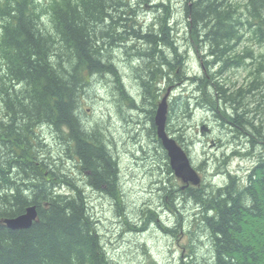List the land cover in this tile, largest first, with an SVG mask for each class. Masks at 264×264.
I'll return each instance as SVG.
<instances>
[{"label":"trees","instance_id":"trees-1","mask_svg":"<svg viewBox=\"0 0 264 264\" xmlns=\"http://www.w3.org/2000/svg\"><path fill=\"white\" fill-rule=\"evenodd\" d=\"M145 6L149 23L140 19ZM184 13L181 34L166 0H0V264H112L87 196L92 188L122 207L115 142L102 124L83 120L80 98L96 75L111 79L119 111L123 104L147 113L158 146L161 208L177 219L174 227L159 223L147 208L145 224L178 235L184 208H197L180 264H264V0H185ZM192 47L203 74L189 69ZM234 70L245 72L243 82L231 79ZM186 82L231 134L232 151L215 159L223 183L183 187L157 138L159 101ZM189 97L169 96L167 130L191 155ZM47 128L63 147L58 155L42 137ZM238 156L254 159L245 177L226 169ZM30 205L38 210L31 227L2 221ZM197 228L208 254L194 250Z\"/></svg>","mask_w":264,"mask_h":264},{"label":"rangeland","instance_id":"rangeland-1","mask_svg":"<svg viewBox=\"0 0 264 264\" xmlns=\"http://www.w3.org/2000/svg\"><path fill=\"white\" fill-rule=\"evenodd\" d=\"M166 1L172 4L176 25L179 32L184 34L187 28L185 0ZM152 18L151 7L145 6L140 19L149 23ZM180 44L185 45L183 38L180 39ZM199 54L192 47L188 52V66L191 72L203 74ZM124 61L122 58L121 62ZM120 67L124 71L128 86L132 88L134 82L128 75L129 69L123 63H120ZM244 74L242 70H234L228 75H231L232 80L234 78L237 82H243ZM112 86L110 78L96 75L86 87L80 101L84 122L102 124L109 138L115 142L113 149L119 155L121 169L122 207H118L116 200L111 196L87 188L90 210L98 222L112 264H180L181 256L187 252L183 250V246L187 243L188 228L194 229L192 223L196 219L197 208L194 205L184 208L183 234L173 235L160 227L159 223H162V220L168 226L174 227L177 217L170 216L161 208L157 183L161 176L157 163L159 153L156 147L158 146L149 138L147 113L130 111L123 104L121 105L123 111H119ZM194 89V85L190 82L178 83L170 90V96L179 94L190 96L193 115L185 121V125L190 139L194 141V145H191L192 160L196 166H199L202 161L209 158L207 165L199 170L202 178L213 184L223 183L227 175L225 171L220 173L216 171L215 159L223 158V155H228L232 151V146L227 143L231 134L223 128L215 112L208 109V105L202 99H197ZM202 125L208 126L209 131L201 132ZM42 134L45 143H48L52 150L51 153L58 155L63 147L56 133L47 128ZM212 140L216 144H212ZM253 164V158L238 156L229 161L226 169L245 177ZM147 208L155 209L159 213V223L151 219L145 224L148 218V213L145 212ZM194 231L201 235L198 237L200 240L206 242V244L200 243L194 235V250H198L200 255L205 252L208 254L211 248L208 238L203 236L202 229L197 228ZM255 231L258 232V229L256 228Z\"/></svg>","mask_w":264,"mask_h":264},{"label":"water","instance_id":"water-1","mask_svg":"<svg viewBox=\"0 0 264 264\" xmlns=\"http://www.w3.org/2000/svg\"><path fill=\"white\" fill-rule=\"evenodd\" d=\"M170 89L164 95L158 104L157 112L155 115V124L157 127V137L161 140L163 147L168 153L170 165L174 170L175 175L180 178L185 186L192 183L199 185L201 183V176L193 165L192 159L187 149L178 142V140L169 134L167 130V119L169 112L168 98ZM209 127L202 125L201 131H208ZM38 210L36 205H30L26 210L13 217L4 218L2 221L11 229H25L33 225L37 220Z\"/></svg>","mask_w":264,"mask_h":264},{"label":"flooded vegetation","instance_id":"flooded-vegetation-1","mask_svg":"<svg viewBox=\"0 0 264 264\" xmlns=\"http://www.w3.org/2000/svg\"><path fill=\"white\" fill-rule=\"evenodd\" d=\"M261 126L264 127V126H263V123H261ZM259 143H260V148H261V149H264V137H263V136L260 137V139H259ZM161 147H162V142H161ZM161 153H162V152H161ZM161 164H162V162H161ZM161 173H162V165H161ZM161 192H162V178H161ZM161 200H162V199H161ZM161 204H162V201H161Z\"/></svg>","mask_w":264,"mask_h":264}]
</instances>
